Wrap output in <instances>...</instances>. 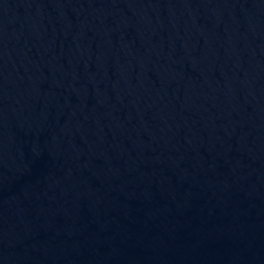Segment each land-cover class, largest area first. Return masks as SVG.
<instances>
[{"label": "water", "instance_id": "1", "mask_svg": "<svg viewBox=\"0 0 264 264\" xmlns=\"http://www.w3.org/2000/svg\"><path fill=\"white\" fill-rule=\"evenodd\" d=\"M0 264H264V0H0Z\"/></svg>", "mask_w": 264, "mask_h": 264}]
</instances>
